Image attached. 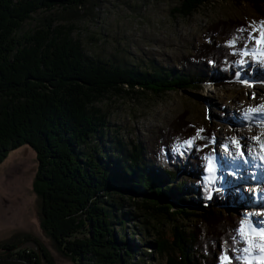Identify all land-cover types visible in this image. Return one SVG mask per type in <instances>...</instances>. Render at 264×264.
<instances>
[{
    "label": "trees",
    "instance_id": "1",
    "mask_svg": "<svg viewBox=\"0 0 264 264\" xmlns=\"http://www.w3.org/2000/svg\"><path fill=\"white\" fill-rule=\"evenodd\" d=\"M99 1L0 0V164L22 146L35 151L33 191L41 226L78 264H148L155 254H166L167 264H216L209 253L219 247L229 264H243L241 215L223 206L230 193L212 191V183L204 182L199 167L205 159L177 149L153 161L141 143L118 136L109 110L99 103L112 96L161 95L203 79L223 85L241 59L237 46L245 45L242 34L248 32L238 21L231 30L217 28L236 45L230 39L216 44L180 68L118 60L89 53L73 35V23H55L59 11L77 17ZM204 1L179 0L176 11L190 16ZM241 1L258 7L264 2ZM40 10L46 14L23 31ZM186 158L190 166L181 176ZM179 191L196 195L163 201ZM165 220L181 222L173 226V239L160 232ZM152 238L151 250L141 247ZM17 244L0 245L12 250ZM13 254L28 264H54L40 243L38 251Z\"/></svg>",
    "mask_w": 264,
    "mask_h": 264
},
{
    "label": "rangeland",
    "instance_id": "2",
    "mask_svg": "<svg viewBox=\"0 0 264 264\" xmlns=\"http://www.w3.org/2000/svg\"><path fill=\"white\" fill-rule=\"evenodd\" d=\"M178 4L179 0H100L95 8L83 9L77 17L68 18L66 12L59 11L55 23H73V35L82 40L89 53L143 64L153 61L170 68H180L187 60L205 56L203 53L209 47L232 41L216 29L231 30L234 21L243 23V30L248 33L242 34L245 45L237 46L241 59L228 70L231 79L225 84L203 79L198 86L171 89L161 95L112 96L99 105L109 110L111 124L119 129L118 136L126 142L134 139L141 143L153 161L161 153L172 155L177 149L188 157L205 159V164L199 167L204 182L212 183V191L230 193L223 196L227 200L223 206L241 215L243 264H264V239L261 234L255 236L252 231L255 226H251L252 220L264 221V207L256 204L254 188L253 194L252 189L246 191L253 204L237 203L241 188L231 187L234 182L227 180L228 171L219 167L220 163L230 164L226 160L242 157V151L251 155L250 141L259 142L264 135V122L260 118L264 117V100L259 106L254 105L258 96L264 94V42H257L264 33V2L258 7L241 0H205L190 16L177 13ZM45 14L42 10L35 13L22 30L33 28ZM260 106V111H253ZM249 117L254 119L252 123L241 127L243 119ZM236 119L242 122L232 124ZM189 140L193 143L185 145ZM243 143H247L245 148ZM188 160H182L181 176L187 175ZM37 169V155L27 145L11 151L0 164V244L18 243L12 250H3L0 245V264H28L17 254L9 256L10 253L24 248L38 251L39 243L54 264H78L59 250L41 226L40 199L33 191ZM244 188L247 190V186ZM129 194L127 191V201ZM190 194L179 191V197L166 196L162 200L179 203ZM194 222L183 224L192 226ZM175 223L181 224L179 220L159 224L163 237L173 239ZM152 241L153 238L141 247L151 250ZM219 249L209 253L215 263H232ZM148 260V264H167L166 254H155Z\"/></svg>",
    "mask_w": 264,
    "mask_h": 264
},
{
    "label": "bare ground",
    "instance_id": "3",
    "mask_svg": "<svg viewBox=\"0 0 264 264\" xmlns=\"http://www.w3.org/2000/svg\"><path fill=\"white\" fill-rule=\"evenodd\" d=\"M263 98H264V94H260L254 105L259 106L263 102V100H264ZM245 106H247V105H245ZM261 108H262V106L258 107L257 109H261ZM257 118H255V120H257ZM260 118H263L262 120L264 122V117L262 116ZM253 120L254 119L251 117L243 119V123L240 126L244 127L243 126L244 123H248V122L252 123ZM241 122L242 121H240L239 119H236L235 121L232 122V124H239ZM250 142H252V143H249V142H247V143H249V145L252 144L251 145L252 146L251 147V152H252L251 155L246 156V154L244 153V155L242 157H240L239 159L226 160V161L230 162V164L224 165L223 163H220L219 167L226 169V171H228L227 174H229L230 176H228V175H227L228 177L226 176L227 180H229V181L231 180L234 182L231 187H233L234 189H238L237 187L241 188L240 198L237 200V203L240 204L243 202L244 205L253 204L252 201L248 200L249 196H248V194H246V191H248V190L250 191L252 189V194H253V190L255 189L257 194L253 195L254 200H255L257 205L264 207V205H263L264 204V197L260 196L261 193H264V190H263L264 167H263V163L261 160L262 156L264 154V135H262L260 137L259 142L258 141H255V142L250 141ZM256 142H258L257 144H260V145H257ZM247 143H243L244 144L243 148H245L244 146ZM223 160H224V158H223ZM256 160L259 161L258 165L256 164ZM247 184H250V185H247ZM236 185H237V187H236ZM244 186H247V190L244 188ZM241 206H242V204H241ZM253 206H255V205H253ZM251 224H253V226L256 227V228L254 227L252 230V231H254L253 234L256 233L255 236H259L261 233L257 229H263L264 230V226H261V223L257 219L252 220ZM261 232H264V231H261ZM262 237H263L262 239H264V236H262Z\"/></svg>",
    "mask_w": 264,
    "mask_h": 264
},
{
    "label": "snow or ice",
    "instance_id": "4",
    "mask_svg": "<svg viewBox=\"0 0 264 264\" xmlns=\"http://www.w3.org/2000/svg\"><path fill=\"white\" fill-rule=\"evenodd\" d=\"M260 36H261V39L257 41L258 43H260V42H264V33H261ZM230 44H231V45H235V41H234V40L231 41ZM253 111H260V110H259V109H256V110H253ZM197 135H199V134H197ZM192 143H193L192 140H189V141H185V142H184L185 145H191ZM237 143H238V142H237ZM240 155H241V156L244 155L243 151L240 153ZM262 159H264V157H262ZM211 163H212V161L210 160V164H211ZM261 226H264V221L261 222ZM261 235L264 236V232H261ZM246 251H247V249H246Z\"/></svg>",
    "mask_w": 264,
    "mask_h": 264
}]
</instances>
